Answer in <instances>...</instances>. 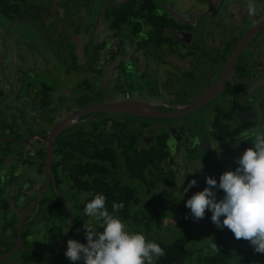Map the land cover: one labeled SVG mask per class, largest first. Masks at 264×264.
Instances as JSON below:
<instances>
[{
    "label": "flooded vegetation",
    "instance_id": "1",
    "mask_svg": "<svg viewBox=\"0 0 264 264\" xmlns=\"http://www.w3.org/2000/svg\"><path fill=\"white\" fill-rule=\"evenodd\" d=\"M122 1L90 0L98 8L94 6L88 17L85 12L83 18L76 14L73 21L77 19V25L65 21L72 17L68 9V17L62 20L58 13L62 7L38 0H30L28 8L13 20L0 17V186L11 187V192L19 195L12 196L6 190L0 195L4 224L17 221L7 229L1 223L0 264H65L59 256L72 232V214L80 202L87 203L92 196V191L78 186L75 178H82V168L92 160L84 155V140L90 139L86 153H102V163L112 165L105 153L122 154L120 144L127 150L144 152L165 141L170 157L167 142L174 137L173 164L168 160L163 166L189 187L204 166L217 174L213 159L225 172L221 152L238 145L234 142L238 136L225 143L214 136L217 119L230 125L232 135L238 134V126H251L254 121L255 127L247 128L248 132L264 129V0H128L121 5L125 6L123 23L114 14ZM33 6L46 9L39 10L38 19L25 21ZM29 28L47 34L44 39L66 65V74L84 75L86 81L81 78L64 84L45 55L33 54L23 32ZM247 56H253L251 72L242 75L240 64ZM33 76L41 79V86L26 89L23 97L25 79ZM224 79L225 89L205 105L184 110ZM238 85L245 92H238ZM19 98H24L20 101L23 109L12 125L8 106ZM123 101L152 103L161 115L88 113L72 119L66 129L53 135L60 122L87 106ZM238 105L247 110L238 113ZM244 113L252 117L243 125L239 120ZM97 161L93 158L92 162ZM118 163V176L127 183L124 163ZM3 199L9 209L2 207ZM43 201L46 203L41 205ZM52 216L59 218L51 228L47 218ZM63 216L67 225L61 221ZM60 222L58 234L54 229ZM16 253L20 255L16 257ZM33 253L43 254L42 260L35 262Z\"/></svg>",
    "mask_w": 264,
    "mask_h": 264
},
{
    "label": "trees",
    "instance_id": "2",
    "mask_svg": "<svg viewBox=\"0 0 264 264\" xmlns=\"http://www.w3.org/2000/svg\"><path fill=\"white\" fill-rule=\"evenodd\" d=\"M30 0H0V17H3L6 20H13L21 13H23L28 8V2ZM34 1V0H33ZM134 4H138V2L134 1ZM130 3L127 4V6ZM131 9H134L133 5H130ZM125 6L114 8V14H118L119 22H122L124 17H122ZM143 7H141L142 9ZM140 9V10H141ZM111 16V14H110ZM146 20H149V16H145ZM123 23V22H122ZM121 24V23H120ZM162 29L165 28L163 24ZM253 56H247L242 63L240 64L242 68V75L251 72V58ZM245 92V90L238 85V92ZM245 106L238 105V113L240 111H246ZM230 113V112H229ZM228 122V121H227ZM224 121L217 119L214 122L213 130L215 132V137L220 139L223 143L230 141L233 138H238L241 135H245L246 131L249 135H245V138L240 141L238 144L244 149V151L253 146L254 137L251 135V131L248 132L249 127H255L256 122H252L251 126L248 125L238 126V134L232 135V128L228 123L224 126ZM251 128V129H252ZM264 132V129L262 130ZM244 133V134H243ZM218 134L220 136H218ZM90 139H86L83 141L84 155L90 157L92 160L89 162L88 166H84L82 168V178L76 176L78 186L82 189H86L92 191V196L89 198V201L94 198L97 194H102L106 197V207L110 213H112V205L123 204V208L120 209L116 215L122 219L123 222L132 221V226L134 228V232H138L140 229L144 228V235L146 240H151L156 242L160 247H162L165 251V255L160 257L155 261V264H264V254L257 253L254 248L250 245V242L245 241L243 239L236 240L234 234L232 232H218L212 237V243H215L219 248V252H213L211 247L208 250L204 249H195L191 245V239L184 231L181 236H179L176 240L169 243L166 241L165 237L167 234H171L174 230L180 227H185L190 218L189 214L185 212L188 208L183 205V207H173L174 215L179 214V212H184L185 217L184 220L177 224L176 226H163V220L161 218V214L156 213L153 218L149 217H140L141 212V201L142 195L145 193L144 190L147 188H154L156 192H159L157 186L160 187L164 185L165 187H169L172 191L175 185V181L177 177L175 176L172 170L166 171L163 164L169 160L168 152L166 151V143L163 141V145H154L147 148L144 152L127 150L124 148L125 144H120L123 153L109 152L105 153L108 161L113 163L112 165H107L102 163V158L104 154L95 153V152H85L87 146H90ZM94 159H98L97 162H92ZM122 160L124 163L126 177L128 178V182L124 183L120 180L118 176L119 169V161ZM238 159H234L232 167L227 171H235V169L239 166L237 163ZM118 163V164H117ZM213 169L218 174V178L225 173L221 171V166L213 159ZM74 171V169H72ZM139 182L138 185H133L130 183ZM219 184V180H218ZM187 192H182L180 197L192 196L190 194H196L198 192L203 191V189L194 192L189 187L185 185ZM18 192V191H17ZM5 188L0 186V195H4ZM165 196V195H164ZM218 198L222 199L224 193L222 190H218ZM175 197H171L170 201L174 205ZM190 199V198H188ZM185 202H187V200ZM151 201L153 199H150ZM88 201V202H89ZM2 207L6 209L9 205L4 199L2 200ZM46 202H41V205H44ZM170 202H164L162 199L160 201V206H166ZM151 203H148V205ZM171 204V205H172ZM172 205V206H173ZM59 207V205L57 206ZM206 213L210 215V219L212 213L206 209ZM187 217V218H186ZM55 218L52 216L51 218H47L49 220V227L54 226ZM149 219V220H148ZM61 221H64V224L67 225V218L63 216L61 217ZM154 222V223H153ZM17 224L16 219L11 223L7 221L4 226L6 229L9 227H13V225ZM155 225V226H154ZM154 226V227H153ZM98 230L102 231V229ZM139 233V232H138ZM26 234H23L25 244H26ZM17 236V231L15 233V237ZM83 242L86 241V233L85 230L83 232ZM11 248V247H10ZM22 255H26L25 247L22 250ZM35 256L33 257L35 262H40L42 260L43 254L33 253ZM37 254V255H36ZM40 256V257H39Z\"/></svg>",
    "mask_w": 264,
    "mask_h": 264
},
{
    "label": "clouds",
    "instance_id": "3",
    "mask_svg": "<svg viewBox=\"0 0 264 264\" xmlns=\"http://www.w3.org/2000/svg\"><path fill=\"white\" fill-rule=\"evenodd\" d=\"M251 135L253 146L239 158L235 171L223 173L218 185L214 178L206 177L207 187L188 199L186 207L196 222L205 217L207 209L218 229H229L236 240L248 241L257 253L264 254V132L253 130ZM167 143L174 152L175 138ZM196 185L197 181L192 180L189 188ZM213 189L222 190L223 198L217 201ZM122 208V203H113L110 213L102 194L87 202L83 208V215L88 218L83 225L87 243L69 239L66 258L74 264L80 260L84 264H155L164 256V249L156 242L146 240L142 233L126 230L125 222L116 215ZM210 247L219 252L215 243Z\"/></svg>",
    "mask_w": 264,
    "mask_h": 264
},
{
    "label": "rangeland",
    "instance_id": "4",
    "mask_svg": "<svg viewBox=\"0 0 264 264\" xmlns=\"http://www.w3.org/2000/svg\"><path fill=\"white\" fill-rule=\"evenodd\" d=\"M38 1L52 2L54 4H57L56 6L59 5L58 7H62L61 11L58 10V13L60 14L59 17H61L62 20H63V18L66 19L68 17V16L67 17L65 16L67 14L65 12L68 9V15H70L72 17H68L69 21L68 20H65V21L68 23L69 22H75V25L79 24L77 22V19H75L73 21V18H75L76 14L78 17L83 18V17H85V14H82V13L85 12L87 17H88V15H90L89 14L90 10H94V9L98 8L96 5L89 3L90 0L89 1H81V0H38ZM94 6H96V8H94ZM76 8H78L81 11L77 10ZM42 9H46V8L33 6L31 12H29V14H28V17L24 18V20L25 21H33V20L38 19L37 13L39 12V10H42ZM99 10H100V8H99ZM0 25H3V24L0 23ZM17 32H18V30H17ZM23 32L25 34L26 41H28V44L34 49L33 54L39 52L42 55H45L47 57V59L49 60V63L51 64V66H53V71H56L57 73H59L64 78L63 79L64 84L68 81L75 83L76 81H79L81 78H82V80L86 81V78H84V75L76 76L75 73H73L71 71H69L71 73L66 74V72H65L66 71V65L58 58V56L54 53L52 47L49 46L47 44V42L45 41L44 38L47 36V34L45 32L43 33V30H42V35L44 37L40 34V32L37 29L34 30V29L29 28L28 30H26V31L24 30ZM59 32L60 31H58L57 33H59ZM47 38H48V36H47ZM52 41L54 42V44L58 43L57 40L56 41L52 40ZM25 53H28V52H25ZM6 63H8V60L6 61ZM39 80H41V79H36L35 76H33V78H31L30 80L25 79L24 88L22 90L23 94H21V95L23 97L26 96V89H27V91H28V89L30 91H33V88L38 89L41 86L40 85L41 82ZM47 81H53V79L48 78ZM28 83H31L32 85L27 87ZM59 83H60V81H59ZM22 99H24V98H19L18 100L12 99V101L9 103L8 110L10 109L11 114H13V116H11L12 125L14 123L15 116L20 114V110L22 108L20 106V101H23ZM66 99H68V98H66ZM32 115H33V113H32ZM34 115L37 116V114H34ZM204 145H207V144L205 143ZM210 146L212 148L213 144H211ZM244 152H245L244 149L239 144L229 146L227 148L226 152H221L220 158L223 160V162L225 164L224 167H225L226 171L232 167L234 159L238 158V160H239V158L243 155ZM204 169H205V171L203 173L204 177L202 178V172ZM203 170L200 172L199 177L196 175L194 177H192L193 178L192 180L197 178V179H195L197 181V185L192 187L193 188L192 191H194V192H197L201 189L204 190V188L207 187L206 177H208V176L214 178L218 182L217 174L216 175L213 174L209 166H204ZM189 173H193L192 170H189ZM4 188H5L7 193H13V192H11V187H4ZM157 188H158L157 190L159 192H156L154 190V188H152V189L147 188L144 190L145 193L142 195L143 197H142V201H141V205H140L141 212H140L139 216L141 218L144 216L145 217L151 216L153 218V216H155L156 213H159V214H161V218L163 220V226L164 227L176 226L177 224H180L184 220L185 213L179 212V214L174 215L173 212L175 210L173 211V207L175 205H176V207H183V205L186 206L185 200L188 198H191L194 194H190L192 196L188 195L185 198L180 197L182 192H184L186 188H185V182L183 184V182H181L179 179H176L175 185L173 187L174 189L172 191L170 190L169 187H167V186L165 187L164 185L157 187ZM213 190L216 192L217 201H219L220 199L217 196L218 190L217 189H213ZM20 191H24V189L20 188ZM14 196H19V195L17 194ZM171 197H175L173 199L174 205L171 203L172 201H170ZM150 199H153V200L151 201ZM162 199L164 200L165 203L166 202H170V203H168L166 206H160L161 205L160 201ZM148 203H151V204L148 205ZM85 204L86 203L81 204V202H80L78 210H75V212L72 214V221H73V225L71 226L72 232L67 236L68 240L73 239V240H76L77 242L82 243V244H85L83 242V232H84L83 225H84V222L87 221V219H88L86 216L83 215V208H84ZM8 209H9V207H8ZM8 209H7V211H8ZM185 212H187L189 214L190 220H189L188 224L185 227L177 228L171 234L170 233L167 234L165 237L167 242H169V243L173 242L179 236H181V234L184 231H186L187 232L186 234L191 239V245H193L192 247H194L196 250L197 249L208 250V248L211 245L212 237L216 236L215 235L216 233H218V232L220 233L221 231L224 233L231 232L227 228H224L223 230L218 229L211 222L210 215L207 214L206 212H205V217L203 219L199 220L198 222L194 221V219L192 218L190 209H187ZM222 220H223V217L221 218V222H222ZM1 223L4 224L3 219L0 217V230H2ZM125 224H126V230H128L129 232H134V228L132 226V221L125 222ZM61 228H62V224L60 222L57 225V227L54 229V232H56V231H57V233L60 232ZM138 232L144 234L145 229L142 228ZM66 251H67V248H63L61 255L59 256V259L65 264L66 263L74 264V262H72L66 258V256H65ZM19 253H16L15 256L17 257V254L20 255ZM47 263L48 262H45L44 264H47ZM75 264H84V262H83V260H80V261L75 262Z\"/></svg>",
    "mask_w": 264,
    "mask_h": 264
},
{
    "label": "water",
    "instance_id": "5",
    "mask_svg": "<svg viewBox=\"0 0 264 264\" xmlns=\"http://www.w3.org/2000/svg\"><path fill=\"white\" fill-rule=\"evenodd\" d=\"M128 0H124L117 5L121 6ZM251 38V34L248 35L243 44L244 45L249 39ZM81 54V52H79ZM227 80H223L219 84H217L215 87L210 89L208 92L203 94L197 102H195L193 105H190L188 107H185V111L188 110H194L196 108L202 107L205 105L210 99H212L214 96H216L219 92L225 89ZM98 112H123V113H130V114H135V115H141V116H146V117H156L160 116L161 113L155 108V106L152 103H139V102H130V101H123V102H112V103H106V104H100V105H92V106H87L83 108L81 111L77 112L76 114H73L71 118L64 122H60L57 127L54 129L53 135L58 134L62 130L66 129L68 127V122L71 121L72 119L74 120L75 118H78L82 115L88 114V113H98ZM252 117L249 113H244L240 115V124H246L247 121ZM245 138V135H241L238 139L234 140V142H240ZM177 146V143L175 141V147ZM172 152V151H171ZM175 152V151H174ZM174 152L171 153L169 157V162L170 164H173V155ZM44 192L41 193L40 197L37 200L36 205L38 206L39 201L41 200V197L43 196ZM24 218L21 221V227L19 231V246L21 245L22 242V231H23V226H24ZM19 247L14 250L13 253L17 252ZM2 259H0L1 262Z\"/></svg>",
    "mask_w": 264,
    "mask_h": 264
},
{
    "label": "crops",
    "instance_id": "6",
    "mask_svg": "<svg viewBox=\"0 0 264 264\" xmlns=\"http://www.w3.org/2000/svg\"><path fill=\"white\" fill-rule=\"evenodd\" d=\"M10 195H14V192L13 193H10Z\"/></svg>",
    "mask_w": 264,
    "mask_h": 264
}]
</instances>
